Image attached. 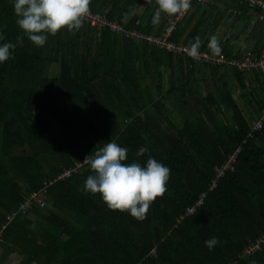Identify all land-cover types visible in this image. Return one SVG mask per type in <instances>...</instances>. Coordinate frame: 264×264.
Returning <instances> with one entry per match:
<instances>
[{"label": "trees", "instance_id": "1", "mask_svg": "<svg viewBox=\"0 0 264 264\" xmlns=\"http://www.w3.org/2000/svg\"><path fill=\"white\" fill-rule=\"evenodd\" d=\"M249 1L192 0L176 24V45L199 37L200 50L214 54L208 45L217 38L216 55L228 62L214 65L85 23L38 47L19 28L13 0H0V45L23 36L0 63L5 256L17 253L20 264H264V246L244 254L264 234V74L230 64L264 48L262 11ZM157 7L155 0H92L91 12L159 35L173 16L153 25ZM110 141L128 149L126 162L151 156L171 169L168 191L143 221L83 191L93 174L84 159ZM141 147L148 151L137 157ZM237 150L233 169L218 176ZM32 194L45 206L35 203L9 222ZM211 237L221 243L210 251Z\"/></svg>", "mask_w": 264, "mask_h": 264}, {"label": "clouds", "instance_id": "2", "mask_svg": "<svg viewBox=\"0 0 264 264\" xmlns=\"http://www.w3.org/2000/svg\"><path fill=\"white\" fill-rule=\"evenodd\" d=\"M91 3L92 0H13V9L24 36L34 45L43 47L50 35L55 36L65 30L75 34L81 29L91 15ZM155 3L158 7L152 17L153 25L159 24L162 14L183 16L192 7V0H155ZM4 39L0 31V41ZM22 44L23 36H18L16 43L0 45V63L13 58V50ZM200 46L201 41L197 37L190 44L188 54L193 58L199 57ZM208 47L214 54L221 51L215 36L211 37ZM147 151L146 147H141L136 156H144ZM127 157L128 149L115 141L96 148L83 161L93 173L86 178L83 191L100 195L109 209L128 212L133 218L143 221L152 203L168 191L171 169L151 156L146 164L126 162ZM219 243L217 237H211L205 241V246L211 251Z\"/></svg>", "mask_w": 264, "mask_h": 264}, {"label": "built area", "instance_id": "3", "mask_svg": "<svg viewBox=\"0 0 264 264\" xmlns=\"http://www.w3.org/2000/svg\"><path fill=\"white\" fill-rule=\"evenodd\" d=\"M200 3L205 4L210 0H198ZM249 1V0H246ZM250 7H259L262 13L257 17V19L264 21V0H250ZM186 16L175 15L170 21L166 29L159 35H142L140 32L135 30H128L122 24H119L114 21H110L106 18V16L91 12V15L85 20V24L89 25L91 28H94L98 32L102 31L105 28H108L113 34H120L126 38L131 39H144L148 44L154 45L160 49H165L168 52H173L175 54H188V46L185 45H176L175 43L170 41V37L172 32L175 30V26L178 22L184 19ZM201 55L199 57L193 58L197 63L200 64H214V65H224L228 62L227 58L224 55H216L211 54L206 51H201L199 49ZM189 55V54H188ZM230 64L235 65L241 71H250V70H260L264 74V48L258 57L252 55L251 52L245 55L244 60L232 59ZM264 114V111H263ZM262 128V123L259 121L255 124L254 129L259 130ZM239 150H237L234 155L231 157L230 161L223 166L222 169L218 170V176L224 174L228 169H233V165L236 162V157ZM70 175V172H66L65 174L59 176V180L63 179ZM203 198V197H202ZM35 203H38L40 207L45 206V201L42 199V196L39 194H32L29 197L25 198L24 204H22L17 213H14L7 217L8 221H12L19 212L26 213L27 208H31ZM201 201L197 203V206L201 205ZM194 209L189 212L192 213ZM1 237V234H0ZM264 246V234L257 240L254 245L247 247L244 250L245 255H252L256 251L262 249Z\"/></svg>", "mask_w": 264, "mask_h": 264}, {"label": "crops", "instance_id": "4", "mask_svg": "<svg viewBox=\"0 0 264 264\" xmlns=\"http://www.w3.org/2000/svg\"><path fill=\"white\" fill-rule=\"evenodd\" d=\"M146 1H151V0H146ZM167 25L165 26V28L167 27ZM32 217L35 218V216ZM21 259L22 258L17 253H11L8 256H5L4 251L0 250V264H20Z\"/></svg>", "mask_w": 264, "mask_h": 264}, {"label": "rangeland", "instance_id": "5", "mask_svg": "<svg viewBox=\"0 0 264 264\" xmlns=\"http://www.w3.org/2000/svg\"><path fill=\"white\" fill-rule=\"evenodd\" d=\"M64 216L70 218L73 222H76V221H77L76 216L73 215V214L70 213V212H66V211H65V212H64Z\"/></svg>", "mask_w": 264, "mask_h": 264}]
</instances>
